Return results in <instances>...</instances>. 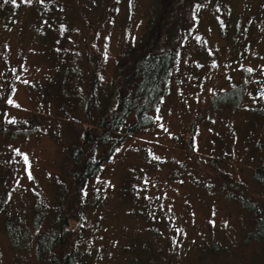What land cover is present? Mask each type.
<instances>
[{
	"label": "rangeland",
	"instance_id": "rangeland-1",
	"mask_svg": "<svg viewBox=\"0 0 264 264\" xmlns=\"http://www.w3.org/2000/svg\"><path fill=\"white\" fill-rule=\"evenodd\" d=\"M182 1L160 20L162 39L175 22L184 38L151 123L78 184V125L100 121L118 61L146 51L163 0H0V264H42L37 238L63 210L79 264H264V0ZM237 85L235 106L213 105ZM84 151L95 162L107 149Z\"/></svg>",
	"mask_w": 264,
	"mask_h": 264
},
{
	"label": "trees",
	"instance_id": "trees-1",
	"mask_svg": "<svg viewBox=\"0 0 264 264\" xmlns=\"http://www.w3.org/2000/svg\"><path fill=\"white\" fill-rule=\"evenodd\" d=\"M182 0H163L164 11L162 16L156 18V27H152L150 32L152 42L145 44L146 51L135 57H124L118 61V68L114 77L113 87L108 95L104 105L100 108L99 122L91 121L87 118L86 125H78L80 139L72 153V168L75 183L82 184L87 176L98 172L102 163L107 160L117 147L122 144L124 139L133 134L141 127L151 123V112L157 108L168 92L170 87V72L177 61V50L184 38L180 27L181 23L175 22L170 28V39H166L167 34L161 38L160 20H167V14L176 13ZM174 8V9H173ZM176 9V10H175ZM181 10V9H180ZM161 18V19H160ZM151 29V28H150ZM164 33V32H163ZM165 40V41H164ZM127 61L129 63H127ZM243 87H233L227 91L218 93L213 98V105H231L235 106L243 97ZM261 115L264 113L260 110ZM130 117L133 121L128 123ZM121 129L124 132L116 135ZM189 142H193V134L196 131L195 124L191 127ZM99 145L105 146L107 151L101 155L95 162L86 159L84 147L91 153L97 150ZM254 176L257 179L264 180V167L256 168ZM7 189L0 183V208L5 203ZM247 208H250L248 206ZM253 208V207H251ZM258 217L254 224V229L259 239L264 240V211L261 208H255ZM70 210L60 211V214L54 220L56 227L50 226L42 232L36 242V256L42 264H79L76 255L72 252L71 245L73 239L68 228L70 224ZM5 229L13 245L20 250L25 248V231L21 229L18 221L12 222L10 218L5 221ZM67 249V252H65Z\"/></svg>",
	"mask_w": 264,
	"mask_h": 264
},
{
	"label": "snow or ice",
	"instance_id": "snow-or-ice-1",
	"mask_svg": "<svg viewBox=\"0 0 264 264\" xmlns=\"http://www.w3.org/2000/svg\"><path fill=\"white\" fill-rule=\"evenodd\" d=\"M13 2H15V0H13ZM29 2H30V0H29ZM10 103H11V101H9ZM25 162H27V158L25 157Z\"/></svg>",
	"mask_w": 264,
	"mask_h": 264
}]
</instances>
